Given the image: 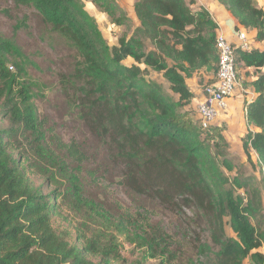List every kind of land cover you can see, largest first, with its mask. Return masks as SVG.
Masks as SVG:
<instances>
[{
    "label": "trees",
    "instance_id": "16d2710c",
    "mask_svg": "<svg viewBox=\"0 0 264 264\" xmlns=\"http://www.w3.org/2000/svg\"><path fill=\"white\" fill-rule=\"evenodd\" d=\"M13 1L35 9L47 30L75 53L72 70L60 75V101L123 166L122 185L134 204L100 211L88 189L99 178L86 152L40 118L32 86L10 71L9 60L21 50L0 34V100H6L12 126L0 128V264H126L120 237L144 260L160 264H194L191 247L200 256L214 254L217 264H244L248 258L264 264V236L252 223L256 199L245 203L236 195L250 187L249 180L226 175L223 165L231 166L219 161L212 144L224 141L223 134L218 127L202 129L200 121L197 126L189 109L195 95L188 80L207 79L206 87L216 82L219 26L210 12L195 0H137L139 33L154 44L143 51L137 37L110 47L84 0ZM218 1L237 30L255 33L254 40L264 43V8L254 0ZM233 47L238 80L240 69L259 73L251 84L253 99L245 102L253 129L240 140L247 161L253 163V151L264 164V50ZM130 58L136 64L126 66ZM150 70L163 73L169 91L146 79ZM31 174L43 183L36 186ZM63 208L84 220L76 244L71 233L53 226ZM159 210L185 218V232H171L158 220ZM226 218L236 239L226 235Z\"/></svg>",
    "mask_w": 264,
    "mask_h": 264
},
{
    "label": "rangeland",
    "instance_id": "374dc122",
    "mask_svg": "<svg viewBox=\"0 0 264 264\" xmlns=\"http://www.w3.org/2000/svg\"><path fill=\"white\" fill-rule=\"evenodd\" d=\"M195 1L196 5L201 7L204 6L199 4L200 2L210 5V7L211 5L223 6L218 0ZM136 2L137 0H84L86 11L96 20L99 30L110 47L118 45L120 40L137 37L145 45L143 51H149V49L154 48V44L139 33L140 21L133 10ZM254 2L257 6L264 8V0H254ZM223 7L222 10L225 8ZM218 24L220 27L217 33L223 32L227 36L226 27ZM234 30L235 27L231 32L236 33L238 31L237 29V31ZM0 34L4 38L14 41L21 50L19 51L21 56L9 60L10 71L18 73L22 82L32 86L34 93L32 102L40 118L46 119L47 126L52 128L53 132L59 137L61 136L65 142L69 143L76 140L86 152L89 158L88 167L94 169L99 178L96 181L90 180L89 184L92 187L88 189L93 199L100 204V211L114 212L119 208L118 206L132 207L133 199L122 185L123 166L111 160V152L108 147L91 136V133L78 120L77 116L70 110L68 111L64 100L60 101V75L72 70L75 53L60 38L53 35L49 29L47 30L46 24L43 23L35 9L18 6L13 0H0ZM234 42L238 44L236 38ZM262 46L264 47V45ZM18 63L22 65L17 66ZM124 64L131 66L136 63L130 58ZM169 64L173 65L171 60H169ZM141 67L145 68L144 66ZM262 72L264 73V70ZM258 74L254 70L240 69L239 86L235 95L229 100V104L235 101L236 106L235 104L229 105L228 110L221 114L211 129L218 127L225 138L224 141L215 139L212 143L213 145L216 144L215 152L219 161L231 166L230 168H223V165L222 170L232 179L239 177L242 180H249L250 187L238 190L236 195L243 196L246 199L245 203L255 197L256 216L252 218V223L264 236V164L253 151L251 152L253 163L248 162L242 150L241 140L234 136V131L230 132L233 127L236 131L245 127V102L253 99L251 84L257 79ZM146 79L161 84L166 91H169L171 86L163 77V73L150 70L146 73ZM207 81V79L193 77L187 82L195 95L189 109L193 111L197 126H199L200 121L197 107L203 101L202 97ZM7 110L6 100H0V128L2 130H9L12 127L6 116ZM206 135L209 133L204 132L203 137L205 138ZM18 155L19 151L16 150L14 156L18 158ZM31 178L36 186L43 183V180L37 175L31 174ZM50 190L46 189V192L48 193ZM158 220L171 232L179 235L187 229L183 223L185 218L174 217L164 210H159ZM83 221L82 215L63 208L61 215L53 217V226L58 231L71 233L72 242L76 244L77 230ZM225 221L227 237L236 239L237 237L230 226V219L226 218ZM201 229L207 230L205 227ZM201 232L202 230L198 229L197 234ZM119 241L121 253L127 261L126 264H160V260H144L142 252L126 241L124 237H120ZM194 248L191 247L188 256V259H195L194 264H217L214 254H209L207 257L200 256L197 250L193 251ZM185 263L189 264V261ZM244 264L255 263L248 258Z\"/></svg>",
    "mask_w": 264,
    "mask_h": 264
},
{
    "label": "built area",
    "instance_id": "2783aa9c",
    "mask_svg": "<svg viewBox=\"0 0 264 264\" xmlns=\"http://www.w3.org/2000/svg\"><path fill=\"white\" fill-rule=\"evenodd\" d=\"M234 31H237L236 28ZM232 35L238 44L230 41L223 32L217 33L216 47L219 51V66L216 82L205 88L204 100L197 107L200 126L204 130L209 129L221 114L228 110L229 100L235 95L239 86L233 44L239 45L243 51H249L252 48L249 34L244 29L241 28Z\"/></svg>",
    "mask_w": 264,
    "mask_h": 264
},
{
    "label": "crops",
    "instance_id": "0c3cea01",
    "mask_svg": "<svg viewBox=\"0 0 264 264\" xmlns=\"http://www.w3.org/2000/svg\"><path fill=\"white\" fill-rule=\"evenodd\" d=\"M199 4L203 5L204 7H206L210 14L212 15V18L216 21V23H220L222 25H224L226 27V34H227V37L230 41H235V37L232 35V32L231 30L236 27V21L235 19L233 18V16L231 15V13L229 11H227L226 8H224V10H222V7L220 5H207V4H203L202 2H200ZM217 7V8H216ZM218 26L220 27V25L218 24ZM231 32V33H230ZM255 33L253 34H249V39H250V42H251V46H255L256 44H258V48H260L261 50H264V47L262 45H264V43H258L254 40V37H255ZM256 46V47H257ZM253 91V89H251ZM252 94H254V91L252 92ZM204 94H203V97H202V100H204ZM235 104L236 106V102H232V104H229L230 106H233ZM238 111L240 112V109L238 108ZM244 120H245V127L243 129H238V131H236V129L233 127L232 130H230V132L234 131V136L236 137H239V139H241L244 134L247 132L248 130V122H247V119H246V113H244ZM231 125V123H230ZM250 129H253L252 126L250 127ZM262 252H263V248L261 249ZM264 253V252H263Z\"/></svg>",
    "mask_w": 264,
    "mask_h": 264
}]
</instances>
